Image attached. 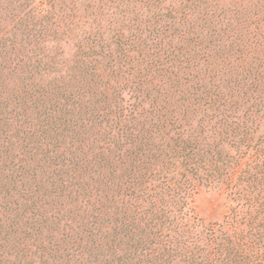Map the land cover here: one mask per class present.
<instances>
[{
    "label": "trees",
    "instance_id": "obj_1",
    "mask_svg": "<svg viewBox=\"0 0 264 264\" xmlns=\"http://www.w3.org/2000/svg\"><path fill=\"white\" fill-rule=\"evenodd\" d=\"M0 264H264V0H0Z\"/></svg>",
    "mask_w": 264,
    "mask_h": 264
},
{
    "label": "rangeland",
    "instance_id": "obj_2",
    "mask_svg": "<svg viewBox=\"0 0 264 264\" xmlns=\"http://www.w3.org/2000/svg\"><path fill=\"white\" fill-rule=\"evenodd\" d=\"M64 51L67 54L72 52L71 45L65 46ZM228 201L224 189L220 186L213 187L212 189L201 188L194 197V212L205 225L217 223L222 220L228 206Z\"/></svg>",
    "mask_w": 264,
    "mask_h": 264
}]
</instances>
